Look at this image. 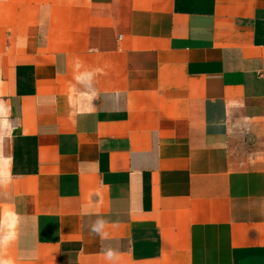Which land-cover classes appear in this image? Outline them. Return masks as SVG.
<instances>
[{"label": "crops", "instance_id": "obj_1", "mask_svg": "<svg viewBox=\"0 0 264 264\" xmlns=\"http://www.w3.org/2000/svg\"><path fill=\"white\" fill-rule=\"evenodd\" d=\"M0 264H264V0H0Z\"/></svg>", "mask_w": 264, "mask_h": 264}, {"label": "clouds", "instance_id": "obj_2", "mask_svg": "<svg viewBox=\"0 0 264 264\" xmlns=\"http://www.w3.org/2000/svg\"><path fill=\"white\" fill-rule=\"evenodd\" d=\"M93 230H94V231L97 230V229L95 228V226H94ZM107 256H108V258H112L113 253H112L111 250L108 251Z\"/></svg>", "mask_w": 264, "mask_h": 264}]
</instances>
